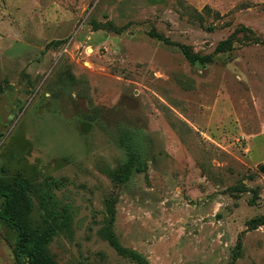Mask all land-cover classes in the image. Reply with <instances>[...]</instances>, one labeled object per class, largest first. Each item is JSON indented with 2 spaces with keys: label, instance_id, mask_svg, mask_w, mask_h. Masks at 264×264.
I'll return each mask as SVG.
<instances>
[{
  "label": "rangeland",
  "instance_id": "obj_1",
  "mask_svg": "<svg viewBox=\"0 0 264 264\" xmlns=\"http://www.w3.org/2000/svg\"><path fill=\"white\" fill-rule=\"evenodd\" d=\"M262 166L264 0H0V179L56 264H264Z\"/></svg>",
  "mask_w": 264,
  "mask_h": 264
},
{
  "label": "trees",
  "instance_id": "obj_2",
  "mask_svg": "<svg viewBox=\"0 0 264 264\" xmlns=\"http://www.w3.org/2000/svg\"><path fill=\"white\" fill-rule=\"evenodd\" d=\"M185 54L192 61L198 59L187 51ZM128 137L124 135L121 141L122 144H126L125 169L128 174L127 178L132 176L134 172H143L146 168L145 165H142L140 147L127 145V142L132 144L127 141ZM46 183L50 184L51 182L47 179ZM42 187H44L42 184H34L19 174L12 183L0 179V219L18 232L14 252L17 261L20 263L56 264L48 252V246L61 226L68 223L65 213L60 214L57 210L49 207L51 195L43 192ZM32 196L40 199L43 212L44 225L38 227H32L27 218L33 207ZM259 225H264V217L261 218ZM131 254L133 255V253ZM134 257L143 262L139 255L134 254Z\"/></svg>",
  "mask_w": 264,
  "mask_h": 264
},
{
  "label": "water",
  "instance_id": "obj_3",
  "mask_svg": "<svg viewBox=\"0 0 264 264\" xmlns=\"http://www.w3.org/2000/svg\"><path fill=\"white\" fill-rule=\"evenodd\" d=\"M260 170L264 173V166H262V167L260 168Z\"/></svg>",
  "mask_w": 264,
  "mask_h": 264
}]
</instances>
